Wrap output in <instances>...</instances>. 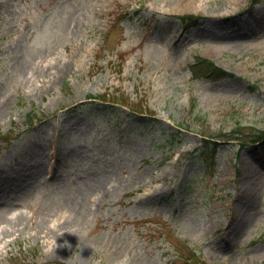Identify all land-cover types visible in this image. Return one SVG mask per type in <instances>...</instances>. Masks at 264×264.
<instances>
[{
    "label": "rangeland",
    "instance_id": "rangeland-1",
    "mask_svg": "<svg viewBox=\"0 0 264 264\" xmlns=\"http://www.w3.org/2000/svg\"><path fill=\"white\" fill-rule=\"evenodd\" d=\"M261 131L264 0H0V264H264Z\"/></svg>",
    "mask_w": 264,
    "mask_h": 264
},
{
    "label": "trees",
    "instance_id": "trees-1",
    "mask_svg": "<svg viewBox=\"0 0 264 264\" xmlns=\"http://www.w3.org/2000/svg\"><path fill=\"white\" fill-rule=\"evenodd\" d=\"M181 18H186V19L190 18V20L184 21V23H186L187 25L189 23L191 25H193L197 21L196 16L192 15V14L181 16ZM190 69H191L192 73H194L195 75H202L205 77L206 76L214 77L216 79L227 74V72L224 68H222L221 66L216 64L213 60L206 58L204 56H201V55L196 57L195 62L190 65ZM102 99H104V98H102ZM235 138H238V137H235ZM258 141H264V131H261L259 136L255 139H253V142H258ZM243 144H245V143H243ZM219 145H220L219 141H216V140L212 141V139L205 140L204 145L201 147L202 152H201L200 157L203 158L204 160H206V162H208L209 159L215 160V158L217 156V151H218ZM214 160H212V161L215 165ZM190 257H191V262H195L196 264H207L204 261L200 260V257L196 254V252L192 251Z\"/></svg>",
    "mask_w": 264,
    "mask_h": 264
},
{
    "label": "clouds",
    "instance_id": "clouds-1",
    "mask_svg": "<svg viewBox=\"0 0 264 264\" xmlns=\"http://www.w3.org/2000/svg\"><path fill=\"white\" fill-rule=\"evenodd\" d=\"M65 231H68V230H63L59 235H61ZM68 232H70V231H68ZM70 233H74V232H70ZM65 245H69V241L66 240V239L63 241L62 245H60V246H65ZM48 246H49L50 249L54 250L58 246L56 238L54 240L50 241L48 243Z\"/></svg>",
    "mask_w": 264,
    "mask_h": 264
},
{
    "label": "bare ground",
    "instance_id": "bare-ground-1",
    "mask_svg": "<svg viewBox=\"0 0 264 264\" xmlns=\"http://www.w3.org/2000/svg\"><path fill=\"white\" fill-rule=\"evenodd\" d=\"M0 201H2V198L0 197Z\"/></svg>",
    "mask_w": 264,
    "mask_h": 264
}]
</instances>
